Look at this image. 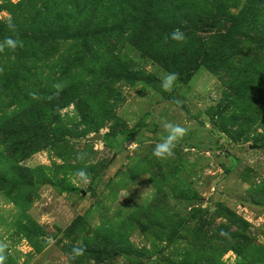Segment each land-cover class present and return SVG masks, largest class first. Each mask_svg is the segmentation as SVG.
Here are the masks:
<instances>
[{
	"label": "rangeland",
	"instance_id": "1",
	"mask_svg": "<svg viewBox=\"0 0 264 264\" xmlns=\"http://www.w3.org/2000/svg\"><path fill=\"white\" fill-rule=\"evenodd\" d=\"M8 37L5 264H264V0H0Z\"/></svg>",
	"mask_w": 264,
	"mask_h": 264
},
{
	"label": "clouds",
	"instance_id": "2",
	"mask_svg": "<svg viewBox=\"0 0 264 264\" xmlns=\"http://www.w3.org/2000/svg\"><path fill=\"white\" fill-rule=\"evenodd\" d=\"M8 28L10 30L15 29V24L11 21V19H9L8 21ZM171 39L178 41V42H183L185 41L186 37H185V34L180 31V29H174L173 32L171 33ZM18 46L23 47V42L20 41L19 39L14 40L8 37V38H5L3 43H0V52H3L5 47L15 50ZM2 72H3V69L0 68V73ZM178 78H179L178 73H167L162 79V87L164 88V90L171 91L173 84ZM33 98H37V97H35V95L33 94ZM163 127L168 132V135L164 137L162 142L158 143L153 149V155L160 159L173 156L174 155L173 150H174L176 142L179 139H182L187 134V131H188L185 127L179 124H173L170 122L164 123ZM77 175L85 183L88 182L89 176L86 171L79 170ZM7 248H8V245L5 242L0 241V264H5V260L7 259L5 255V251ZM75 251L77 255L82 254V249H77Z\"/></svg>",
	"mask_w": 264,
	"mask_h": 264
},
{
	"label": "water",
	"instance_id": "3",
	"mask_svg": "<svg viewBox=\"0 0 264 264\" xmlns=\"http://www.w3.org/2000/svg\"><path fill=\"white\" fill-rule=\"evenodd\" d=\"M103 138V134L102 133H94L92 136L88 137L87 139L89 141H93V140H100Z\"/></svg>",
	"mask_w": 264,
	"mask_h": 264
},
{
	"label": "trees",
	"instance_id": "4",
	"mask_svg": "<svg viewBox=\"0 0 264 264\" xmlns=\"http://www.w3.org/2000/svg\"><path fill=\"white\" fill-rule=\"evenodd\" d=\"M192 74V72H191ZM190 75H188V73H182L181 75H179V79L181 80H186L189 78Z\"/></svg>",
	"mask_w": 264,
	"mask_h": 264
}]
</instances>
